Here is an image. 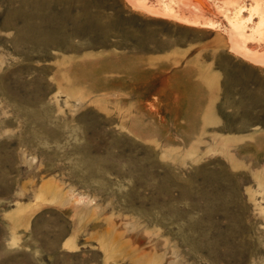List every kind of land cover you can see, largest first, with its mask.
Instances as JSON below:
<instances>
[{"label": "rangeland", "instance_id": "rangeland-1", "mask_svg": "<svg viewBox=\"0 0 264 264\" xmlns=\"http://www.w3.org/2000/svg\"><path fill=\"white\" fill-rule=\"evenodd\" d=\"M0 264H264V0H0Z\"/></svg>", "mask_w": 264, "mask_h": 264}, {"label": "bare ground", "instance_id": "bare-ground-1", "mask_svg": "<svg viewBox=\"0 0 264 264\" xmlns=\"http://www.w3.org/2000/svg\"><path fill=\"white\" fill-rule=\"evenodd\" d=\"M131 1H132V0H131ZM184 1H188V3H190L191 1H196V2H198V3H199V2L201 3L202 0H172L173 3H178V4H179L180 2H184ZM129 2H130V1H129ZM142 2H143V1H142ZM130 3H131V2H130ZM181 4H183V3H181ZM193 4H194V2H193ZM135 5H136V4H135ZM139 6H140V5H139ZM196 6H198V5H196ZM198 7H199V6H198ZM200 7H201V6H200ZM146 11H147V10H146ZM160 11H161V10H160ZM160 11H159V12H160ZM149 12H150V11H149ZM191 12H192V11H191ZM195 12H196V11H195ZM200 12H201V11H200ZM173 13H174V12H173ZM195 15H196V14H195ZM176 16H177V15H176ZM188 21H189V20H188ZM195 21H196V20H195ZM201 23H202V22H201ZM198 24H200V22H199ZM262 25H263V24H262ZM233 36H235V35H233ZM260 36H261V35H260Z\"/></svg>", "mask_w": 264, "mask_h": 264}]
</instances>
